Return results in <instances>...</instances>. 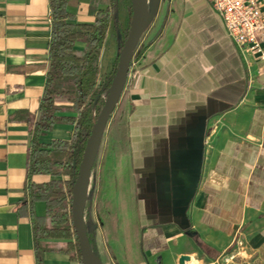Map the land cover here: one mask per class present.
<instances>
[{
    "label": "crops",
    "instance_id": "crops-1",
    "mask_svg": "<svg viewBox=\"0 0 264 264\" xmlns=\"http://www.w3.org/2000/svg\"><path fill=\"white\" fill-rule=\"evenodd\" d=\"M93 3L105 7L68 1L75 23L94 22ZM148 3L155 15L138 43L139 72L120 98L126 150L110 139L114 177L107 190L103 169L100 188L118 228L106 231L100 217L92 247L102 264H215L235 254L229 264H264V64L244 61L207 0ZM50 33L48 0H0V264H37L32 218L46 208L30 205L27 188L51 178H28V130ZM72 131L56 125L42 141ZM46 243L55 251L42 264H80L65 242Z\"/></svg>",
    "mask_w": 264,
    "mask_h": 264
},
{
    "label": "trees",
    "instance_id": "trees-1",
    "mask_svg": "<svg viewBox=\"0 0 264 264\" xmlns=\"http://www.w3.org/2000/svg\"><path fill=\"white\" fill-rule=\"evenodd\" d=\"M68 1L48 0L51 18L48 72L43 95L38 104L37 118L30 123L28 130L30 136L28 178L31 179L33 176L51 178L43 184L30 183L27 188L30 205L44 203L46 208L43 217L33 215L32 218L37 264H42L45 252L55 251L46 243L47 241L65 242L70 260H76L81 264L78 242L72 226L71 201L68 203L67 200L71 199V189L77 177L78 166L93 128L92 109H95L96 120L104 103L103 96L107 93L116 70L115 64L112 71L100 80V53L106 36L121 29L117 21L121 0H102L105 3L103 8L99 7V3H93L91 12L94 15V22L91 24L75 23V16L67 9ZM126 1L129 20L119 52L129 34L133 16L132 2ZM76 44H81L82 48L77 49ZM57 100L66 101L67 105L57 104ZM126 113L125 101L119 100L109 117L93 169L99 163L106 133L112 140L114 148L120 153L125 152ZM56 125L73 127L69 139L44 143L42 137L52 132ZM95 192L96 187L93 185L84 213L88 229L96 228L89 219ZM96 206L106 231L116 230L118 223L110 212L107 199L97 202ZM89 241L92 246L90 234Z\"/></svg>",
    "mask_w": 264,
    "mask_h": 264
},
{
    "label": "water",
    "instance_id": "water-1",
    "mask_svg": "<svg viewBox=\"0 0 264 264\" xmlns=\"http://www.w3.org/2000/svg\"><path fill=\"white\" fill-rule=\"evenodd\" d=\"M131 2L133 16L129 34L119 52L115 74L99 115L93 122V128L78 166L77 177L71 189V219L78 242L81 264H102L99 255L93 251L89 241V234L94 227L88 229L84 220L90 179L109 117L122 96L133 53L155 15L154 12L150 13L148 0H131ZM188 261L189 257L181 256L178 263L185 264Z\"/></svg>",
    "mask_w": 264,
    "mask_h": 264
},
{
    "label": "built area",
    "instance_id": "built-area-1",
    "mask_svg": "<svg viewBox=\"0 0 264 264\" xmlns=\"http://www.w3.org/2000/svg\"><path fill=\"white\" fill-rule=\"evenodd\" d=\"M222 20L226 36L237 48L247 64L251 60L264 64V0H207ZM137 48L129 66L124 88L138 74ZM239 248L243 243L236 241ZM238 254L231 255L215 264H229Z\"/></svg>",
    "mask_w": 264,
    "mask_h": 264
},
{
    "label": "rangeland",
    "instance_id": "rangeland-1",
    "mask_svg": "<svg viewBox=\"0 0 264 264\" xmlns=\"http://www.w3.org/2000/svg\"><path fill=\"white\" fill-rule=\"evenodd\" d=\"M119 9L121 10V15L122 17L120 18L122 22H124V26L120 29L119 32L114 31L110 32L107 36L106 44L103 47L102 54L100 56V68H101V74L100 77L104 78L106 75H108L112 69L114 68L115 64L117 65V59L119 55V48L121 47L123 43L124 36L126 35V29L128 27L127 25V12H128V7H127V1L126 0H121L119 2ZM117 21L119 22V16L117 14ZM106 95V94H105ZM105 95L103 98L105 99ZM57 104L60 105H67V102L64 100H57ZM102 107H100L101 109ZM95 109H92V120L94 122L95 114H94ZM106 143L104 144L103 142V148H102V153L99 159V163L95 169L92 170V175L90 179V184H89V193L92 190V186L95 185L96 187V192H95V198H93V207H92V213L91 216L89 217L90 223L92 225H96L97 223H100V215L97 212V202L103 201L100 196V188H102V180H103V169L106 170L104 173L105 179V184L107 185V190L112 185V178L114 177L111 173V168L113 166L112 159H109V162L105 161L106 157V150L111 148V142H110V137L107 134V139ZM105 145L107 148H105ZM110 150V149H109ZM107 170H110L109 172ZM110 174V175H109ZM110 192V191H109ZM110 195H112V192H110ZM71 199L68 198L67 202L69 203ZM88 201H89V196H88ZM109 202V200L107 199ZM110 204V202H109ZM111 207V204H110Z\"/></svg>",
    "mask_w": 264,
    "mask_h": 264
}]
</instances>
